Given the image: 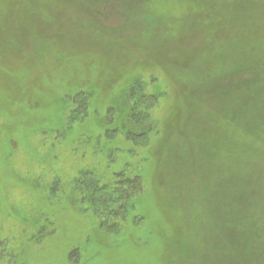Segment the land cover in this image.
Masks as SVG:
<instances>
[{
    "label": "rangeland",
    "instance_id": "374dc122",
    "mask_svg": "<svg viewBox=\"0 0 264 264\" xmlns=\"http://www.w3.org/2000/svg\"><path fill=\"white\" fill-rule=\"evenodd\" d=\"M0 264H264V0H0Z\"/></svg>",
    "mask_w": 264,
    "mask_h": 264
},
{
    "label": "trees",
    "instance_id": "16d2710c",
    "mask_svg": "<svg viewBox=\"0 0 264 264\" xmlns=\"http://www.w3.org/2000/svg\"><path fill=\"white\" fill-rule=\"evenodd\" d=\"M74 103L80 102L82 99H86L83 93L79 92L75 95H71ZM157 102V98L152 97H137L131 112H129L130 120L140 126L151 127L150 123V111L154 104ZM83 103V104H82ZM82 107L77 111H72L71 118L73 121L81 120L87 116L88 109L85 106V102H82ZM150 130V129H149ZM149 130L140 134H131L135 143L140 141L144 142V138L149 134ZM114 135L117 132L113 133ZM119 172V171H118ZM88 175V176H86ZM81 175V180L78 182L79 190H82V203H87L97 218L101 221V226L107 229H117L120 223L123 222L128 204L131 202L137 193L142 188V179L139 176L126 179L124 173H116V177L119 181L103 182L94 173H86Z\"/></svg>",
    "mask_w": 264,
    "mask_h": 264
}]
</instances>
